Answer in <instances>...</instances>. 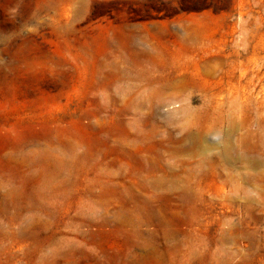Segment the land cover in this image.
I'll list each match as a JSON object with an SVG mask.
<instances>
[{"label":"rangeland","instance_id":"rangeland-1","mask_svg":"<svg viewBox=\"0 0 264 264\" xmlns=\"http://www.w3.org/2000/svg\"><path fill=\"white\" fill-rule=\"evenodd\" d=\"M0 264H264V0H0Z\"/></svg>","mask_w":264,"mask_h":264}]
</instances>
